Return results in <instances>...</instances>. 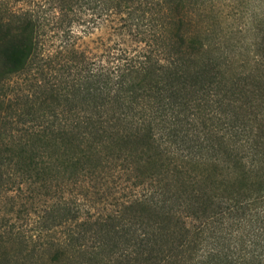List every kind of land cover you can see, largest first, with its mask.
<instances>
[{"label": "trees", "instance_id": "16d2710c", "mask_svg": "<svg viewBox=\"0 0 264 264\" xmlns=\"http://www.w3.org/2000/svg\"><path fill=\"white\" fill-rule=\"evenodd\" d=\"M234 7L0 0V264H264V6Z\"/></svg>", "mask_w": 264, "mask_h": 264}, {"label": "rangeland", "instance_id": "374dc122", "mask_svg": "<svg viewBox=\"0 0 264 264\" xmlns=\"http://www.w3.org/2000/svg\"><path fill=\"white\" fill-rule=\"evenodd\" d=\"M261 6H264V0H235V7L232 10V12H231L230 9L228 10V14L231 13V15L233 16L234 19L232 20L230 17H228L227 27H229V25H230L232 28H235L241 23L240 20H239L240 17L234 16L235 12H239L240 15L242 14V12H245V11H248V12L249 11L260 12ZM221 7L222 6H218V8H217L218 12H221L220 11ZM193 14L195 16L194 17L195 22L197 24H201V26L202 25H206V24H208L210 22H213L208 17L201 18L196 13L193 12ZM244 18H242V20H241L243 23H244ZM249 38L250 37L248 35H246V36L242 35L241 36V35H238V34L234 37V39L236 41L241 42V43L243 42V40H249Z\"/></svg>", "mask_w": 264, "mask_h": 264}]
</instances>
